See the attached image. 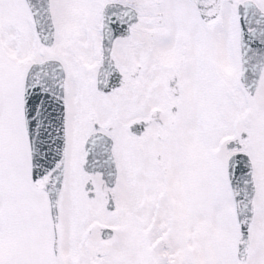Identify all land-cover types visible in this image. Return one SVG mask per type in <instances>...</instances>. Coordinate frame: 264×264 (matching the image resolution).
Wrapping results in <instances>:
<instances>
[{
    "label": "snow or ice",
    "instance_id": "snow-or-ice-1",
    "mask_svg": "<svg viewBox=\"0 0 264 264\" xmlns=\"http://www.w3.org/2000/svg\"><path fill=\"white\" fill-rule=\"evenodd\" d=\"M0 264H264V0H0Z\"/></svg>",
    "mask_w": 264,
    "mask_h": 264
}]
</instances>
